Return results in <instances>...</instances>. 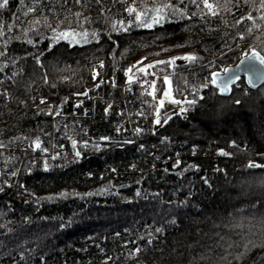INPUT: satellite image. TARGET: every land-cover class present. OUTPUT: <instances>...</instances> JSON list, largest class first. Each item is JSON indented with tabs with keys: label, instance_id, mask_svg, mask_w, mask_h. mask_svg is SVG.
<instances>
[{
	"label": "trees",
	"instance_id": "16d2710c",
	"mask_svg": "<svg viewBox=\"0 0 264 264\" xmlns=\"http://www.w3.org/2000/svg\"><path fill=\"white\" fill-rule=\"evenodd\" d=\"M133 2L141 0H8L0 8V264H264V83L251 89L240 77L228 96L212 83V73L241 53L253 47L264 53L256 9L255 23L247 17L236 23L260 0H233L235 11H205L203 18L202 3L198 9L179 0L195 14L113 31L112 20L127 19L123 9ZM57 21L95 30L100 39L55 40L50 28ZM136 61L158 62L147 68L158 74L151 90L138 74L131 81L124 75ZM165 75L186 111L155 125L150 93L159 96ZM85 90L76 104L75 94ZM50 106L60 113L52 115ZM36 136L41 148L31 147ZM72 139L88 141L76 144L79 159ZM61 190L66 194L45 198Z\"/></svg>",
	"mask_w": 264,
	"mask_h": 264
},
{
	"label": "snow or ice",
	"instance_id": "6c2138e0",
	"mask_svg": "<svg viewBox=\"0 0 264 264\" xmlns=\"http://www.w3.org/2000/svg\"><path fill=\"white\" fill-rule=\"evenodd\" d=\"M40 2H41V0H33V3L36 4V5H39ZM57 2H58V0H57ZM65 2H66V0H65ZM189 2L191 4H193V5H195L196 8H198V9L200 8V4L201 3L203 4L204 7L202 9H200V12H199V14H200V16L202 18H203V15H204L205 11L207 13L211 14V15H215V14L219 13L222 8H224L226 10H229V11H235V8H233L231 6L233 0H223V3H214L213 0H200L199 3L197 2V0H189ZM21 3H23V0H21ZM76 3L80 4L81 0H76ZM235 3L238 5L240 3V0H235ZM244 3L247 4L248 0H244ZM7 4H8V0H0V8L6 6ZM253 8L256 9V15L262 21H264V11H260V9H264V0H260L259 6H257L254 3L251 4V6L249 8V11L245 12L244 15L239 16V18L236 21V23H239L240 21L245 20L246 17H247L248 20H252L255 23V17H253V15L251 13V10ZM28 11L31 12V11H33V9L29 8ZM49 11H51V9H49ZM100 11L103 12L104 9L101 8ZM123 11L127 12L129 14V17L127 19L121 18L120 20L113 19L112 20V30L113 31H120L121 29H126L128 25L137 26V27L142 26V27L151 28L154 24H163L165 19H174V18L175 19H179L181 16H188L190 14H195V13H190L187 10V6L186 5L184 7H180L179 6V0H177V3H173L172 0H152L151 3H147V2H145V0H141L139 6H137L134 2L133 3H128L126 8L123 9ZM76 15H79V12H77ZM83 19H86V18H81V21ZM43 22L47 25V23H48V17L47 16L43 17ZM39 24H40V18L37 17L31 23V27L32 28H38ZM60 24H61V21H57V26L50 28V32L52 33L53 38L55 40L65 39V40H69L71 43H82L89 36H91V38L94 39V40H99L100 39V36L97 34V32L95 30L89 31L86 28L85 29H80V28H73L71 26L60 27ZM70 24H71V21H69V25ZM117 24H119V27H116ZM259 26H260L259 24H256V27H259ZM11 27H12V25H11V23H9L8 28L6 30L10 31ZM4 30L5 29H3L2 22H0V35L3 34ZM28 30L29 29L27 27L24 28L25 32H28ZM237 35L243 37L244 33L243 32H238ZM26 38L28 40V43H30V44L36 43L30 37H26ZM41 39H44V37L41 36ZM4 43L6 44V43H8V41H4ZM48 47L49 48L52 47V43L51 42H49ZM5 51H7V49H5ZM0 55H2V53H0ZM25 55H27V53ZM183 55H184L185 58H187L189 60L197 58V54L194 53V52H185V53H183ZM17 59H19V57H17ZM140 59L143 60L144 57H141ZM169 59L170 60H175V57H170ZM240 59L241 60H245V59L253 60L254 59V60L259 61L261 65H264V53H261L255 47L251 48V50L246 52V53H241ZM35 60H36V63L38 65L41 64L40 55H37L35 57ZM7 62L8 61H4L2 63H7ZM13 63H14V61H13ZM98 63H99L100 66H103V61L102 60L98 61ZM136 63L139 64V61H136ZM156 63H158V62L157 61H151L150 63L143 64L138 69V71H143L144 69H147V68L151 67L152 64H156ZM160 63H162V61ZM131 67H132V65H129V68L124 69V71L127 73ZM231 67H233V66L230 65L229 69ZM224 71H228V69H224ZM92 72H93V76L95 78V76L97 74L96 73V69L93 68ZM212 76H213L212 83L216 84L217 80L215 78V76H216L215 72L212 73ZM232 78H233L232 76H228V77H225V80L230 81ZM257 78L258 79H264V71H261ZM0 79H3V77H0ZM44 79H45V81L47 80V76L46 75H45ZM127 79L129 81H131V80L135 79V77L132 76V75H128ZM168 79H169L168 76L165 75L164 76L165 83L168 82ZM113 83H115V81H113ZM140 83L143 84L144 80H141ZM249 83H252V78L251 77H249ZM152 84L155 85V80L152 81ZM200 87H205V85L201 84ZM219 90L220 91H225L226 89H225V87H220ZM85 91H87V90H85ZM192 91L196 92V88L193 87ZM4 93H5V95H8L7 89H4ZM150 94L153 95L154 98H156L154 89L151 91ZM78 95H83V93H79ZM166 98L169 99V100H172V101H176V97H174L172 95V93L169 90V88H165L163 95L158 97L159 103H157V104H155L153 106V111L155 113L153 121H152L153 123H159L160 122V120H161L160 109L163 106L164 101H165ZM44 99H46V97H41V100H44ZM75 103L76 104H80L81 101L77 100ZM145 103H148V102L146 101ZM179 103L183 104V101H180ZM189 103L194 104L195 100H191V101H189ZM48 111L51 112L52 115H56V114L60 113L61 109H60L59 106H56L55 107V111H53L52 107L50 106L48 108ZM104 111L107 112L108 108L106 107L104 109ZM179 111L184 112V111H186V109L181 107L179 109ZM163 119L165 121H167L168 120V116L165 115L163 117ZM86 130H87L86 128L82 129V131H86ZM119 130L120 129L118 127L117 131H119ZM134 131L136 133H140L142 131V129L137 127V128L134 129ZM13 139H15V138H13ZM100 139L108 140L110 138L105 136V137H101ZM162 139L166 140V139H168V137H163ZM77 143L84 144L85 146H87L88 145V141H86V140L77 141L75 139H72V144H73V148H74V151H75V158L79 159L80 156H81V153H80L79 150H76V148H75ZM230 143H235V142L234 141H230ZM31 147L32 148H41L42 147V142H41L39 136H36V137L31 139ZM97 147H99V145H97ZM140 147L143 148L144 145H140ZM195 147L196 146L193 145V151H195ZM42 150L45 153H47L49 151L48 148H43ZM217 151L223 152V149H217ZM53 155H59V154L58 153H53ZM44 159H45V162L43 163L42 166L44 168H48L50 165L47 163L46 158H44ZM32 163L35 164V161H32ZM179 163H180V160L177 159L176 160V164H179ZM255 163H256L255 161H251V160L248 161V164L250 166L255 165ZM190 166L193 167V168L198 167V165H196V164H191ZM262 166H264V165H262ZM129 167H134V165H129ZM173 167H175V165ZM27 171H31V168H28ZM113 171H114V169H113ZM9 175L10 176L15 175V172H11V173H9ZM88 175L91 176L92 173L89 172ZM205 182H207V181H205ZM3 183L4 184H9L10 180L6 179V180L3 181ZM66 191L67 190H61L60 192H57V193H51V194H48L45 198L46 199H52V198H55V197H58V196H63V195L66 194ZM137 191H139V190H137ZM73 194H76V193H73ZM33 195H35V194L33 193ZM188 195L190 196L191 192H189ZM127 199H131V197H127ZM178 203L183 204V203H185V201L181 200ZM175 219H176V217L173 216L172 220L175 221ZM59 226L61 228H63V227H65V224H60ZM162 230H163L162 228H157L156 229L157 232L162 231ZM151 241H152V236H151V234H148V242L151 243ZM125 243H127V242L125 241ZM101 251H103V249H101ZM139 251H140V248L138 246L136 248H133L131 250V252L129 253V255H135ZM21 255H23V253H21ZM41 259H43V257H41ZM105 259H108V257L105 256ZM261 260H262V262H264V257H261ZM13 264H14V262H13Z\"/></svg>",
	"mask_w": 264,
	"mask_h": 264
},
{
	"label": "water",
	"instance_id": "95a60500",
	"mask_svg": "<svg viewBox=\"0 0 264 264\" xmlns=\"http://www.w3.org/2000/svg\"><path fill=\"white\" fill-rule=\"evenodd\" d=\"M229 69V66H227L225 69H228V71H217L215 72L216 80L217 83L214 84V86L219 90L220 87H225V91H220L219 93L222 96H228L230 93V87L236 82V80L244 76V80L246 85L251 88L255 89L258 86H260L263 82L264 79H258L257 77L259 76L261 71H264V65H261L259 61L257 60H239L236 64L231 65ZM232 76L233 78L228 81L225 80V77ZM249 77L252 78V83H249ZM213 79V76H212Z\"/></svg>",
	"mask_w": 264,
	"mask_h": 264
},
{
	"label": "rangeland",
	"instance_id": "374dc122",
	"mask_svg": "<svg viewBox=\"0 0 264 264\" xmlns=\"http://www.w3.org/2000/svg\"><path fill=\"white\" fill-rule=\"evenodd\" d=\"M141 60V59H140ZM240 60V58L234 63V64H236L238 61ZM136 63V62H135ZM143 64H146V62L145 63H142V64H134V67L136 66V70L134 69V71L132 70V72H130V71H128L127 73L124 71V75L125 76H128V75H133V74H138L137 76H139V77H141V80H144V86L147 88V89H149V90H151L152 88H153V84H152V81L153 80H155V78H156V80L158 79V74H154L153 72H151L150 70H148V69H144L143 71H138V69L143 65ZM234 64H232V65H234ZM97 65H99V64H97ZM230 66V65H229ZM101 67V66H100ZM225 69V68H224ZM223 69V70H224ZM222 70V71H223ZM220 72V71H219ZM241 77H244V76H241ZM240 78V77H239ZM237 81V80H236ZM245 81V80H244ZM264 83V82H263ZM262 83V84H263ZM165 88H169V90L171 91V93H172V90H171V87H170V85H169V82H167V83H165V81H164V83H163V85H162V88H161V93L159 94V96H161V95H163V93H164V89ZM231 88V87H230ZM85 92L86 91H82V92H79V93H83V95L85 94ZM79 93H76L75 94V98H74V100L75 101H77V100H80V101H82V97H83V95H78ZM173 95V94H172ZM159 96H157L156 98H155V103H154V105L155 104H157V103H159V100H158V97ZM174 96V95H173ZM175 97V96H174ZM180 101H183L182 99H180V98H178V97H176V101H172V100H169V99H165V101H164V104H163V106L161 107V109H160V116H161V120H160V122L159 123H153V124H155V125H159V124H161L163 121H164V119H163V117L165 116V115H167L168 117L170 116V115H172L173 113H177V112H180L179 111V109L182 107V108H184V105L183 104H180L179 102ZM222 104H225V103H222ZM219 106H221V108L220 109H222L223 108V106L220 104ZM218 108V107H217ZM217 109V111H219L220 109ZM154 115H155V113H154V111H153V114H152V116H153V118H154ZM153 118H152V121H153ZM24 143H26V142H24ZM39 152H41V151H39ZM53 153H54V151H53V149H50L49 148V152H48V156H50V155H53ZM45 154H47V153H45ZM39 155H43V153H41V154H39ZM255 183H259V182H256V180H255ZM260 185V184H259ZM20 198H22V195L20 196Z\"/></svg>",
	"mask_w": 264,
	"mask_h": 264
}]
</instances>
